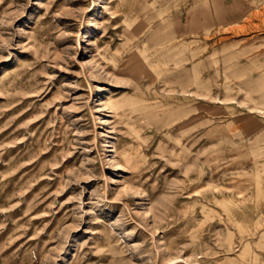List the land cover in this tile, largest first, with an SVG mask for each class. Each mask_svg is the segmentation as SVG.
<instances>
[{"label": "rangeland", "instance_id": "obj_1", "mask_svg": "<svg viewBox=\"0 0 264 264\" xmlns=\"http://www.w3.org/2000/svg\"><path fill=\"white\" fill-rule=\"evenodd\" d=\"M249 2L215 25L211 0H0V264H264Z\"/></svg>", "mask_w": 264, "mask_h": 264}, {"label": "bare ground", "instance_id": "obj_2", "mask_svg": "<svg viewBox=\"0 0 264 264\" xmlns=\"http://www.w3.org/2000/svg\"><path fill=\"white\" fill-rule=\"evenodd\" d=\"M212 1V9L217 10L219 12V17L216 16V20H215V25H219V24H227V23H232V22H241L244 18V16H246V14L248 13V11L252 10V6L251 3L249 2L250 0H235L236 4L233 2L232 5H225L222 6V1L223 0H211ZM263 0H255L254 6L259 5ZM224 2V1H223ZM119 3V2H118ZM117 3V4H118ZM120 4V3H119ZM116 4H114L115 6ZM123 6V4L121 5ZM103 7H105V5H103ZM117 9H120L122 7H120L119 5H116ZM193 8V7H192ZM124 9V8H123ZM259 9V8H258ZM263 9V8H262ZM214 10V11H215ZM257 10V8H256ZM260 11V10H259ZM258 12V11H257ZM214 12H212L213 14ZM260 13V12H259ZM216 15V14H215ZM213 14V16H215ZM248 19V18H247ZM193 20V19H192ZM196 20L192 21V24L196 23ZM174 32H172L173 34ZM173 36V35H172ZM167 37V36H165ZM158 45V44H157ZM153 55V54H150ZM152 58V57H151ZM147 60V59H146ZM173 62V61H172ZM118 97H114V96H109L108 99L105 101L107 102L113 109H121V108H125V106H130L132 103L127 100L125 97H121L120 95H117ZM132 101V100H131ZM117 112V111H116ZM133 121V120H132ZM130 125V124H129ZM131 126V125H130ZM133 128V126H132ZM131 128V129H132ZM141 130V128H140ZM136 131V130H134ZM136 132H139L138 130ZM140 133V132H139ZM110 146H113V144H110ZM135 148V147H134ZM139 148V147H137ZM136 149V148H135ZM124 150V149H122ZM120 152V151H118ZM127 152L124 150V155H126ZM123 157V156H122ZM126 157H129L126 155ZM251 159V158H250ZM247 160V159H246ZM245 160V161H246ZM234 165V164H233ZM253 165V164H252ZM264 167V166H263ZM260 168V167H259ZM206 177V176H205ZM235 178V177H234ZM233 178V179H234ZM206 179V178H205ZM246 179V178H244ZM244 179L240 180V183H237L238 186H240L241 189H243V185L241 183V181H243ZM248 179V178H247ZM249 180V179H248ZM237 182V181H236ZM239 182V181H238ZM248 183V181H246ZM245 182V183H246ZM245 183L244 186H245ZM251 183V182H250ZM247 185V184H246ZM249 186V184H248ZM247 188V187H246ZM245 188V189H246ZM259 189V188H258ZM261 190H259V193ZM240 192V191H239ZM261 195V194H259ZM220 197V196H219ZM261 197V196H260ZM259 197V198H260ZM262 198V197H261ZM264 200V199H263ZM259 202H261L259 200ZM190 201H186L184 203L185 207L187 208V206L189 205ZM222 204V207H225V209L228 211L227 213H229L231 215V218H235L237 219H241V221L245 220V219H250L253 214L255 212L257 213H261V209L260 207L261 204H254L251 199H248L247 197H236L233 194H228L225 198L221 199L220 202L218 204ZM224 209V208H223ZM262 215V214H261ZM228 216V214H227ZM229 217V216H228ZM232 220V219H231ZM235 220V221H236ZM252 220V219H251ZM262 220V219H261ZM234 221V220H233ZM263 221V220H262ZM252 230V229H251ZM263 234V233H262ZM262 242L264 243V235L261 237Z\"/></svg>", "mask_w": 264, "mask_h": 264}]
</instances>
